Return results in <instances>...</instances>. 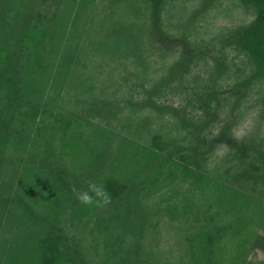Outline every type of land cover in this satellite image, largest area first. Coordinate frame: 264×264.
<instances>
[{
	"label": "rangeland",
	"instance_id": "374dc122",
	"mask_svg": "<svg viewBox=\"0 0 264 264\" xmlns=\"http://www.w3.org/2000/svg\"><path fill=\"white\" fill-rule=\"evenodd\" d=\"M4 3L0 5L1 21L23 15L27 19L16 39L22 61L29 58L32 64L23 69L22 83L15 90L11 85L17 81L15 74L0 62V264H45L44 249L53 251L48 264H162L169 259L194 264L190 248L203 218L202 208L207 216L213 212L218 192L208 179L187 175L186 181L179 180L188 165L187 149L175 152L170 163L129 195L110 181L108 170L94 178V172L102 169L95 160L102 157L99 152L111 132L132 138L142 148L139 164L157 150L153 146L157 134L189 141L188 129L176 127L179 112L193 119L204 116L198 131L209 141L213 142L220 129H226L233 140L228 153L225 145L216 142L212 146L206 169L230 156L240 139L246 140L250 153H263L264 79L254 78L240 96L229 92L231 81L246 70L243 52L216 43L226 28L251 20L254 5L244 0H162L159 25L177 41L164 49L168 41H159L161 35L156 40L152 33L148 0H94L88 7L91 18H81L83 35L93 19L86 37H94L100 22L110 23L122 15L132 23L129 26L141 29L144 38L150 35L151 43L157 41V48L142 52L139 62L125 57L126 71L119 62L109 60L108 52H100L105 61L97 65L94 58L100 53L91 47L81 64L86 68L73 67L81 63L74 59L56 67L60 46L58 50L51 46L49 20L63 6L62 1ZM94 38L101 41L100 35ZM182 40L194 47L181 75L171 74L164 87L152 92L153 85L168 74V66L181 56ZM71 42L74 46L76 39ZM0 53L5 55L1 49ZM55 69L57 77L52 81ZM32 71L44 77V87L37 93L30 92V84L24 81ZM113 139L117 144L111 155L117 165L112 173H126L119 178L131 179L139 167L135 161L129 166L136 150L125 148L116 136ZM89 181L104 184L110 204L100 208L80 203L72 187L87 190ZM203 193L206 197L200 199ZM142 207H150L152 215L141 226ZM233 246L238 264H264V209Z\"/></svg>",
	"mask_w": 264,
	"mask_h": 264
},
{
	"label": "trees",
	"instance_id": "16d2710c",
	"mask_svg": "<svg viewBox=\"0 0 264 264\" xmlns=\"http://www.w3.org/2000/svg\"><path fill=\"white\" fill-rule=\"evenodd\" d=\"M63 6H59V10L55 12V16L49 20V26L51 29V46L55 50H58V58L56 61V67L62 63L68 64L70 59L74 61H81L75 67L77 70L80 68H86L83 66L84 60L88 58V53H84L86 50L108 52V57L114 59L115 62H119V67L124 68L128 71L127 67V56H131L133 60L139 62L141 53L148 49L157 48V41L151 43L150 35L145 37L140 35V28H132V25L125 16H119L113 22H100L98 27L95 28L92 33L94 37L100 35L101 41L96 42V38L86 37L87 32H89L90 25L93 19L90 20L88 30L83 35V26L81 25V18H91L88 14V7L92 6L94 0H61ZM247 3L254 5L255 14L254 17L247 23H242L234 25L232 27L226 28L222 31L217 38L219 45L223 44L225 46L237 47L243 52V61L245 63L246 70L244 75L240 78L236 77L231 81L229 85V92H234L236 96L242 95L249 84L254 80V78L264 79V0H244ZM5 0H0V5H4ZM111 2V0H109ZM150 11L153 15L152 28L155 31L152 33L156 34L154 37L158 40L159 35L161 38L159 41L165 42L164 49L167 47H172L177 41L168 36V32L163 30L159 25L160 15L159 8L162 0H148ZM0 14L2 12L0 11ZM21 16V14H19ZM25 15L18 18H13L12 20H0V49L5 51V55L2 56L0 53V62L2 63V68L7 65L11 68L10 73L15 74L17 81L11 84L10 79H7L9 85L11 84L13 88L18 89L21 85V80L27 67H31V60L28 58L26 62L22 61L23 55L21 53V48L19 46L20 42L16 39L19 30L23 29L26 25ZM0 19L2 17L0 16ZM71 19V23L70 20ZM13 25V30L9 27ZM67 26V28H66ZM139 27V26H138ZM150 28V26H149ZM64 34L62 42L58 39L60 35ZM90 36V34H89ZM84 39L82 40V38ZM75 38L76 43L72 46L71 39ZM88 40H87V39ZM181 56L173 61L168 66V76L161 78L152 87V92L154 89L164 87V83L167 82L170 75H181V68L184 65L189 52L192 50L194 45L190 43L189 40H182ZM61 42V43H60ZM171 43L168 44V43ZM88 44L89 47L86 45ZM208 42L205 44L207 45ZM91 47V48H90ZM143 50L141 51V48ZM188 47V48H187ZM12 49V52L6 51ZM105 58L102 53L95 57L97 65L100 66L101 61ZM107 59V58H106ZM108 60V61H109ZM55 61V60H54ZM52 59H49L50 66ZM107 62V60H106ZM178 62L180 63L178 65ZM106 64V63H105ZM54 65V63H53ZM79 66V67H78ZM221 66V65H220ZM78 67V68H77ZM113 67L116 68L115 65ZM1 68V69H2ZM74 68V69H75ZM3 70V69H2ZM19 70H21L19 72ZM2 72V71H1ZM22 72V73H21ZM52 72V71H51ZM47 75L49 72L46 73ZM45 74V75H46ZM44 75V76H45ZM52 81L57 77V69L54 71V76L51 75ZM110 73L106 76V80H110ZM41 81L37 84L35 82ZM27 84H30V92L37 93L42 87H44V77L39 76L36 71L29 73V77L26 80ZM19 82V83H18ZM22 86H24L22 84ZM32 94V93H31ZM111 104V103H109ZM204 116L201 118L193 119L190 115L185 113H177V128H187L189 134L191 135L189 141H178L174 138H162L160 135L153 136V146L156 147V151L144 158L141 164L138 163V153L143 151L142 148H138L136 142L127 136L122 134H114L111 132L107 135L108 139L105 143V148H103L99 153L101 158L95 160L98 163V167H102L101 171H95L94 178H99V174H103V171L108 170L107 176H110V181L117 183L118 187L126 194L129 195L132 190H136L140 187H144L149 180L152 179V175L158 170L162 169L167 163L172 160L173 154L180 151L182 148L187 149L188 155V165L184 166L185 172L180 176L179 180L184 182L187 180V175L194 179L206 180L209 182L211 180L212 186L217 189V194L215 197L216 207L214 211L210 212L207 216V211L202 208V219L199 220V228L196 236L193 237V244L191 245L192 258L195 259L194 264H238V256L234 254L237 250L233 246L235 240L240 237V235L248 230L252 224H254L260 216V213L264 209V152H249V146L245 139H240L234 145V151H232V156H227L226 159H220L219 165L213 168H204V163H207L210 156V150L212 146L217 144H222L227 147L225 153H228L230 147L232 146L233 140L226 134V129H220L219 134L214 137L213 142L209 141L204 135H200L198 128L202 124ZM122 130V129H121ZM124 134V132H123ZM114 136L118 138V141L124 144L125 148L130 147L135 148L133 160L130 161L129 166H131L132 161L139 164L135 175L131 179L119 178L124 177V175L114 174L112 171L116 169V163L114 157L111 155L113 147L117 144L114 141ZM249 152V153H248ZM222 161L224 164H222ZM130 167L126 168L129 169ZM217 168H220L217 170ZM92 171H94L92 169ZM91 171V172H92ZM118 194V193H114ZM119 194H122L119 193ZM206 193H203L201 198H205ZM199 199L198 202H201ZM131 204L135 202L127 201ZM126 202V203H127ZM201 211V209H199ZM152 213L150 207H142L140 213V223L142 226V221L148 218ZM143 230V227H142ZM240 245V243H238ZM136 247L138 243L136 242ZM44 255L42 259L45 264L50 263L53 260V251H46L44 249ZM130 253V252H129ZM132 254H130L131 256ZM136 257V256H135ZM134 257L130 258L132 261ZM182 257L180 256V259ZM179 259V261H181ZM170 260V259H169ZM169 260L162 262V264H177L172 263Z\"/></svg>",
	"mask_w": 264,
	"mask_h": 264
},
{
	"label": "clouds",
	"instance_id": "9594fccd",
	"mask_svg": "<svg viewBox=\"0 0 264 264\" xmlns=\"http://www.w3.org/2000/svg\"><path fill=\"white\" fill-rule=\"evenodd\" d=\"M72 192L80 203L85 205L94 204L96 207L103 208L111 203V195L103 183L89 181L87 190L73 186Z\"/></svg>",
	"mask_w": 264,
	"mask_h": 264
}]
</instances>
